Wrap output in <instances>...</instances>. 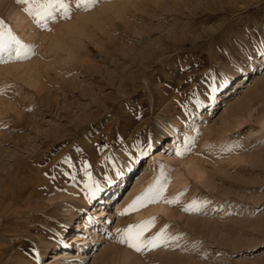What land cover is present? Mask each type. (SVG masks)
Returning a JSON list of instances; mask_svg holds the SVG:
<instances>
[{
    "label": "rangeland",
    "instance_id": "rangeland-1",
    "mask_svg": "<svg viewBox=\"0 0 264 264\" xmlns=\"http://www.w3.org/2000/svg\"><path fill=\"white\" fill-rule=\"evenodd\" d=\"M64 2L68 18L38 25L0 0L33 49L0 63V259L42 228L60 244L39 264H264V0ZM152 154L168 169L151 172ZM157 180L175 203L128 207ZM150 217L144 237L163 229L168 247L118 242Z\"/></svg>",
    "mask_w": 264,
    "mask_h": 264
},
{
    "label": "snow or ice",
    "instance_id": "snow-or-ice-1",
    "mask_svg": "<svg viewBox=\"0 0 264 264\" xmlns=\"http://www.w3.org/2000/svg\"><path fill=\"white\" fill-rule=\"evenodd\" d=\"M16 3L24 5L23 11L32 16L35 22L39 25L42 22L46 23L49 19L56 18V12L54 10L62 11L65 18L70 16V7L64 2V0H16ZM95 0H77L76 7H84L87 9L89 6L94 5ZM264 43V41H262ZM33 54L32 46L23 43L17 36H15L10 29L5 30L4 24L0 21V63L6 61L28 59ZM260 56L264 58V51H261ZM251 59V57H245V60ZM243 69L235 66L233 71H242ZM226 81L221 80L219 85H214L215 88L225 86ZM197 101V105H199ZM187 139V138H185ZM151 144H149V148ZM143 154H147L146 152ZM177 154L180 155L179 149ZM64 163H69L68 159H65ZM47 175V174H46ZM63 176L68 177L70 182H75V175L69 172L62 173ZM55 180L56 177H51ZM111 183V181H108ZM165 185L157 180L156 183L149 186L137 197L135 201L128 207L132 210H136V205L144 206L150 203L165 202L168 204L175 203L174 200H164L163 190ZM85 188L88 192V198L94 199L97 193L101 191L100 185L97 183L94 186L86 183ZM206 201L193 202V205L186 210H195L199 212L201 207ZM155 218H151L149 221L141 222L139 224L129 225L122 231L118 230L119 239L118 242L126 245L129 249L136 253H144L150 250H155L161 246L168 247L171 241H174L176 237L169 236L162 229L154 236L145 238L144 232L147 230V225L152 223Z\"/></svg>",
    "mask_w": 264,
    "mask_h": 264
},
{
    "label": "bare ground",
    "instance_id": "bare-ground-1",
    "mask_svg": "<svg viewBox=\"0 0 264 264\" xmlns=\"http://www.w3.org/2000/svg\"><path fill=\"white\" fill-rule=\"evenodd\" d=\"M162 140V136L161 135H159L158 137H157V140H156V142H155V144L154 145H158L159 146V143H160V141ZM158 148V147H157ZM151 159H150V161L153 163L152 164V167H151V172H156V171H158L159 169V167H161V169L162 170H166V169H168V167H169V165H167V166H164V164H162V162H159V161H157L156 159H160V155L159 154H152L151 155V157H150ZM161 164V166H159ZM165 165H166V163H165ZM193 168V170H192V172L193 171H196V169L194 168V167H192ZM204 171V170H203ZM162 172H164V171H162ZM165 173V172H164ZM194 175V174H193ZM197 177H202V173L199 171V172H197ZM29 178V177H28ZM33 179V178H32ZM34 180V179H33ZM29 182V181H28ZM23 182H21V184H22ZM183 183V182H182ZM19 184V183H18ZM24 184V183H23ZM30 185V184H29ZM117 192V190H115V192L114 193H116ZM111 193V191L110 190H108L107 191V193H106V196L104 197V202H106V203H108L109 202V198L110 197H108V195ZM174 194H176V192L174 193ZM5 196V195H4ZM172 198V200L174 199V197L175 196H171ZM1 206V205H0ZM162 206V205H161ZM139 209V208H138ZM159 210H163V211H166V209L165 208H158ZM157 209V210H158ZM104 210H105V208H102V206H101V213L99 214V216H102V215H104L105 214V212H104ZM8 212H10V211H8ZM17 212V211H16ZM137 213V212H136ZM139 213V212H138ZM140 215H141V213H140ZM153 215V214H152ZM137 216H139V215H137ZM151 218V217H150ZM84 223H85V226H84V228H85V231H84V233H89L90 235L92 234V232H91V229L89 228V223H90V219H89V217H88V215H86L85 217H84ZM96 221H100L103 225L105 224V223H103V220H95V223H96ZM47 225V224H46ZM45 225V226H46ZM50 225V224H49ZM51 227V226H50ZM95 228H96V226H95ZM18 231H21V233H27V234H29V233H31V231L29 230V229H27V228H21V229H17ZM16 230V231H17ZM97 228L95 229V234L94 235H96V232H97ZM30 231V232H29ZM32 231H34V230H32ZM93 232V233H94ZM98 233V232H97ZM94 235H92V236H94ZM98 235H100V234H98ZM26 236V235H25ZM27 237V236H26ZM53 239H54V242L52 243V241H53ZM24 241V240H23ZM21 243V242H20ZM53 244V245H52ZM60 244V240H58V239H56V237H55V235L51 232V231H49V230H47V229H42V228H38L37 230H36V232L33 234V235H31L30 234V236L28 237V240H26L24 243H23V249L19 252V255H17L16 256V259H14V261H9V260H6V261H2L1 259H0V264H39L38 262H37V259H38V254H37V252L36 251H39V253H45L46 251H47V249L52 245L53 246V248L54 249H56V247L58 246ZM22 245V244H21ZM20 247V246H19ZM0 250H1V248H0ZM2 252V250L0 251V258H2L1 257V253ZM15 257V256H14ZM10 260H12V259H10ZM65 260H67V262L66 263H62V264H70V262H68L69 260H68V257H65ZM55 264H58V263H55Z\"/></svg>",
    "mask_w": 264,
    "mask_h": 264
}]
</instances>
